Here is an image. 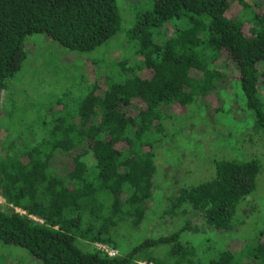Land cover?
<instances>
[{"label":"trees","instance_id":"1","mask_svg":"<svg viewBox=\"0 0 264 264\" xmlns=\"http://www.w3.org/2000/svg\"><path fill=\"white\" fill-rule=\"evenodd\" d=\"M122 21L117 0H0V102L28 57V36L42 33L85 53L116 36ZM119 50L109 74L77 99L64 93L58 106L28 113L32 139L21 130L16 148L0 151V241L43 264H264V230L252 225L239 249L185 238L199 231L190 213L215 237L237 232L264 168L258 157L212 158L211 177L168 197L165 215L179 225L125 246L155 197L156 147L181 133L175 125L196 114L191 105L211 107L208 95L219 92L216 112H246L250 131L264 139V0H153L137 13L129 57Z\"/></svg>","mask_w":264,"mask_h":264},{"label":"rangeland","instance_id":"2","mask_svg":"<svg viewBox=\"0 0 264 264\" xmlns=\"http://www.w3.org/2000/svg\"><path fill=\"white\" fill-rule=\"evenodd\" d=\"M117 1L123 18L122 29L106 44L94 51L85 53L71 51L42 33L27 37L28 57L20 72L10 79L8 88L1 94V152L4 151L2 148H10L9 145L16 148L21 143L17 139L21 130L25 131L22 133L23 136L32 139L33 136L25 130L29 118H26V124L23 121L28 113L33 114L38 108L43 110L58 106V100L64 93H67V97L79 98L87 85L95 78L101 74L102 76L109 74L113 61L123 58V51L119 48L125 49V57H129V32L135 24L137 13L149 9L153 0ZM238 10V8L234 9L235 12ZM96 61L99 64H95ZM132 61H134L133 58L130 62ZM116 71L114 67L113 75ZM233 73L235 74V70ZM139 74L147 76L149 72L141 70ZM229 88L230 86L226 85L224 90ZM219 95V92L208 95L206 101L211 104V107L200 106L199 108L198 104L191 105L189 108L196 114L188 115L186 117L188 121L185 123L184 120V126L181 125L183 123H180V120L175 125L182 127L181 133L157 145L158 174L155 197L145 221L138 229L128 234L125 246L132 247L145 237H158L170 233L175 229V225H179L165 215L168 197L177 194L183 186L211 177L212 158L258 157L264 164V139H260L259 135L250 131L252 118L248 114L245 115L246 112L241 113L239 109L233 110L236 114L228 111L216 112L220 101ZM33 116L31 115V118ZM251 133L254 135L251 136ZM246 199L248 200L241 209V218L245 223L237 226L236 234L215 237V231L208 227L203 219L190 213V216L196 217L193 225L198 224L199 231L198 233L186 232V240L200 244V247L203 246L200 241L206 237L213 238L208 245H214L215 248L228 246L231 249H239L246 245L253 228L259 233L264 230V168L258 177L256 191ZM0 207L5 208L6 204ZM244 231L247 232L245 235L242 233ZM237 234L238 243L233 240L228 241L231 238L235 240ZM0 264H43V262L21 246L0 241ZM243 264L254 263L245 261Z\"/></svg>","mask_w":264,"mask_h":264},{"label":"built area","instance_id":"3","mask_svg":"<svg viewBox=\"0 0 264 264\" xmlns=\"http://www.w3.org/2000/svg\"><path fill=\"white\" fill-rule=\"evenodd\" d=\"M5 204H6V200H5V198L0 194V205H5ZM17 211H20V209H17ZM96 247H97L98 249H100V250H103V252L107 253L109 256L114 257V256L118 255V250L113 249V248H111V247L108 246V245H105V244H98ZM139 264H149V263L143 261V262H139ZM150 264H151V263H150Z\"/></svg>","mask_w":264,"mask_h":264}]
</instances>
